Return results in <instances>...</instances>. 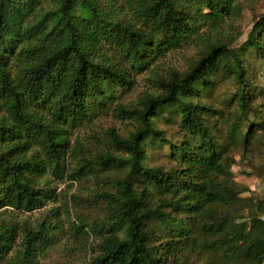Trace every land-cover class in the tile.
Instances as JSON below:
<instances>
[{
  "label": "trees",
  "instance_id": "1",
  "mask_svg": "<svg viewBox=\"0 0 264 264\" xmlns=\"http://www.w3.org/2000/svg\"><path fill=\"white\" fill-rule=\"evenodd\" d=\"M239 13L238 0H0V209H41L48 199L42 176L63 179L69 172L70 130L111 114L134 124L133 131L127 138L108 131L113 152L91 158L76 143L77 166L67 175L80 181L122 174L107 183L114 193L96 194L113 210L93 226L99 240L93 264H191L189 257L204 249L217 255L212 264H264V198H242L247 189L234 180L235 160L206 123H222L221 113L201 103L202 93L228 76L238 84L237 111H249L242 55L251 48L264 66V16L252 26L256 38L235 50L224 30ZM192 46L199 51L188 68L162 77L158 63ZM145 73L153 92L131 107L118 101L116 89L132 90ZM167 109L186 134L180 145L155 127ZM250 138L251 127L244 144ZM148 141L169 146L177 167L146 166ZM245 211L247 220L238 222ZM62 224L57 218L37 228L23 224L21 250L6 264H35L38 247ZM18 229L0 228V263Z\"/></svg>",
  "mask_w": 264,
  "mask_h": 264
},
{
  "label": "rangeland",
  "instance_id": "2",
  "mask_svg": "<svg viewBox=\"0 0 264 264\" xmlns=\"http://www.w3.org/2000/svg\"><path fill=\"white\" fill-rule=\"evenodd\" d=\"M240 13L238 18L228 21V44L232 49L240 50L248 42L256 38L252 26L261 16H264V0H238ZM195 47L184 48L173 52L158 63V70L162 77H167L170 71L184 72L189 64L198 56ZM246 66V83L249 93V111L242 114L237 111L235 93L238 84L233 77L220 76L216 79L213 91L202 93L201 103L212 109H219L222 123L215 118L206 120L207 127L220 145L225 155L231 156L235 164L231 167L234 180L244 186L247 192L242 195L244 199L254 201L264 198V66L253 50L250 48L242 55ZM149 74L135 78L132 90L116 89L118 101L127 106H134L137 98L143 93L153 92L155 85L150 81ZM224 99H232L230 104H224ZM233 114L232 116H230ZM237 122L235 134L230 136L227 131ZM220 123V124H219ZM218 124V126H217ZM257 125V127L254 126ZM155 127L163 130L164 135L172 144L180 145L186 139V134L181 131L179 116L172 109L160 113ZM251 127V138L246 144L244 139L248 128ZM134 124L119 122L111 114L93 119L90 124L70 130L67 138L70 144L65 166L70 173L77 166L76 158L71 155V150L76 143L82 145V155L89 158L104 153H112L108 131L114 129L123 138L133 131ZM145 165L149 168H160L171 171L177 167L176 161L171 156L169 146L148 141L146 144ZM37 151L32 150L30 156H37ZM40 175L39 173H36ZM59 179L46 172L42 176L41 187L48 192V199L41 209L32 212H19L11 208L0 209V228L4 224L18 225L17 237L14 239L12 252L4 263L15 259L16 253L21 250V227L27 223L29 227L37 228L38 224L50 219H60L62 229L52 231L54 239H48L46 244L38 247L35 264H93L97 256L99 244L97 232L93 226L104 223L112 207L104 204L96 197L100 192L114 193L107 184L113 178H121L122 174H101L102 178L73 181L67 177ZM58 214V215H57ZM248 211L240 215L238 222L247 220ZM82 227L76 231V227ZM86 231L84 234L82 231ZM162 236V233H160ZM201 240L203 238L200 237ZM217 255L210 250H199L189 257L191 264L215 263Z\"/></svg>",
  "mask_w": 264,
  "mask_h": 264
},
{
  "label": "built area",
  "instance_id": "3",
  "mask_svg": "<svg viewBox=\"0 0 264 264\" xmlns=\"http://www.w3.org/2000/svg\"><path fill=\"white\" fill-rule=\"evenodd\" d=\"M261 220L264 222V215L261 217Z\"/></svg>",
  "mask_w": 264,
  "mask_h": 264
}]
</instances>
